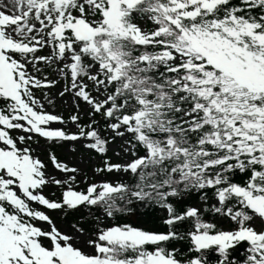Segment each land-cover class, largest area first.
Returning a JSON list of instances; mask_svg holds the SVG:
<instances>
[{
    "label": "snow or ice",
    "instance_id": "6c2138e0",
    "mask_svg": "<svg viewBox=\"0 0 264 264\" xmlns=\"http://www.w3.org/2000/svg\"><path fill=\"white\" fill-rule=\"evenodd\" d=\"M0 264H264V0H0Z\"/></svg>",
    "mask_w": 264,
    "mask_h": 264
},
{
    "label": "rangeland",
    "instance_id": "374dc122",
    "mask_svg": "<svg viewBox=\"0 0 264 264\" xmlns=\"http://www.w3.org/2000/svg\"><path fill=\"white\" fill-rule=\"evenodd\" d=\"M59 91L58 88H53L51 90V93L50 94H55ZM36 95L38 97L42 96L43 94L40 92V91H37ZM71 103L70 100H68L66 103H62L59 98H57V102H56V106L55 108H52V107H49L48 110L49 111H57V112H63L65 116L68 115V105ZM33 147L36 148V155L40 156V158L42 160L45 161L46 164H49V171H52L51 169V165L50 163L47 161L46 159V155H47V149L45 148V145L43 143V141H41V144L40 146L37 148V146L35 144H33ZM57 156L61 159V160H65L67 162H69L70 164H77L81 167L84 166V163L82 162V159L80 157V154L79 153H76V154H73V153H70L66 148H60V147H56L55 149H53ZM110 156L113 157V159L115 160L116 157L113 155V153H109ZM88 170L90 171V167L88 168ZM46 192H51L52 189H46L45 190ZM54 220H56V223L58 226H63V219L61 217H58V216H53ZM132 222L134 225H136L137 227H145V228H148V222H147V219L146 218H142V216H139V219L135 218V217H132ZM111 223V222H110ZM153 226H149V229H151Z\"/></svg>",
    "mask_w": 264,
    "mask_h": 264
},
{
    "label": "trees",
    "instance_id": "16d2710c",
    "mask_svg": "<svg viewBox=\"0 0 264 264\" xmlns=\"http://www.w3.org/2000/svg\"><path fill=\"white\" fill-rule=\"evenodd\" d=\"M139 216H142V218L144 217V218L147 219V222H148V224H147V225H148V228H149V226H153L155 223H158V221L155 219L154 216H152V215H145V214H143V211H142V210L138 211L136 215L125 216V217H123V218L120 220V222H121V223L127 222V223H130V224L134 225L133 222H132V219H131V218H132V217H135V218L139 219ZM139 220H140V219H139ZM134 226H136V225H134Z\"/></svg>",
    "mask_w": 264,
    "mask_h": 264
}]
</instances>
